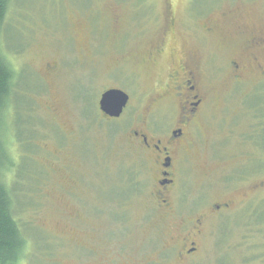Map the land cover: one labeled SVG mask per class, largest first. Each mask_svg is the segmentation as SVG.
<instances>
[{
    "label": "rangeland",
    "instance_id": "1",
    "mask_svg": "<svg viewBox=\"0 0 264 264\" xmlns=\"http://www.w3.org/2000/svg\"><path fill=\"white\" fill-rule=\"evenodd\" d=\"M213 22L264 37V0L10 1L1 40L16 77L7 144L13 168L5 181H13L27 237L17 264H170L174 253L163 251L181 220L228 200L231 207L205 223L189 264H264V78L251 66L249 83L229 90L227 63L245 44L223 48L212 36L201 44L190 28ZM164 25H176L164 56L144 62ZM185 48L198 51L211 92L195 147L179 155L176 212L165 216L127 137ZM260 59L264 67V50ZM112 88L132 96L118 122L99 109Z\"/></svg>",
    "mask_w": 264,
    "mask_h": 264
},
{
    "label": "flooded vegetation",
    "instance_id": "2",
    "mask_svg": "<svg viewBox=\"0 0 264 264\" xmlns=\"http://www.w3.org/2000/svg\"><path fill=\"white\" fill-rule=\"evenodd\" d=\"M198 27H191L190 30L201 44L206 42L208 36L221 37L222 40L218 42L223 48L240 41L245 44L239 54L227 63L224 77L229 90H239L249 83L251 66L259 73L257 78H264L263 62L260 59L261 52L264 50V37L258 30L255 32L246 25H229L224 28L216 22L212 25H198ZM174 29L176 30V25H164L159 29V39L148 50L144 62L161 61L169 40L168 35L173 34ZM225 39H227L226 44H224ZM183 54L184 59L181 60L178 68L164 79L165 82L159 86L161 91L154 93V97L144 108L141 123L130 129L127 137L137 155V160L146 164L148 172L152 174L154 191L151 194L157 208L165 216L176 212L172 197L183 160L180 161L179 155L183 158L187 157V153L195 147L194 138L202 131L204 111L207 109L211 92L205 83L207 75L200 68L198 51L185 48ZM124 61L127 60L124 58ZM118 64L121 66L123 60H119ZM45 70L49 74L55 73V65L46 64ZM127 94L129 102L123 114L119 118H111L100 111L104 120L108 122L122 120L127 109L132 105V96ZM167 101L170 105L165 106ZM169 117L170 123L167 125ZM160 119H164V122L158 123ZM232 203L233 201L230 200L220 204L213 203L202 210L196 219H182L177 227V235L170 236L164 247L163 252L174 253V259L170 264H189L200 250V243L205 234V223L212 217L223 214ZM168 262L167 259L155 262L154 259L147 258L143 262L131 260L130 264H166Z\"/></svg>",
    "mask_w": 264,
    "mask_h": 264
},
{
    "label": "trees",
    "instance_id": "3",
    "mask_svg": "<svg viewBox=\"0 0 264 264\" xmlns=\"http://www.w3.org/2000/svg\"><path fill=\"white\" fill-rule=\"evenodd\" d=\"M10 1L0 0V264L19 263L27 246V237L16 218L17 204L14 202L10 189L13 181H5V177L11 173L13 168V158H11L7 144L11 137L9 100L15 89L16 77V71L8 62V55L4 51L1 40ZM251 214L253 220L258 221L257 211Z\"/></svg>",
    "mask_w": 264,
    "mask_h": 264
},
{
    "label": "water",
    "instance_id": "4",
    "mask_svg": "<svg viewBox=\"0 0 264 264\" xmlns=\"http://www.w3.org/2000/svg\"><path fill=\"white\" fill-rule=\"evenodd\" d=\"M129 102V95L119 89L105 91L99 101V109L106 116L119 118Z\"/></svg>",
    "mask_w": 264,
    "mask_h": 264
}]
</instances>
